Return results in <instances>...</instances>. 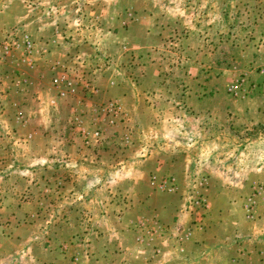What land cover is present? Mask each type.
Here are the masks:
<instances>
[{
    "label": "rangeland",
    "instance_id": "rangeland-1",
    "mask_svg": "<svg viewBox=\"0 0 264 264\" xmlns=\"http://www.w3.org/2000/svg\"><path fill=\"white\" fill-rule=\"evenodd\" d=\"M247 98L264 112V0H0V258L185 264L170 245L223 241L242 198L264 196V120L218 127L208 104ZM171 109L182 139L161 134ZM194 194L208 203L189 209L203 217L196 238L177 221Z\"/></svg>",
    "mask_w": 264,
    "mask_h": 264
},
{
    "label": "crops",
    "instance_id": "crops-1",
    "mask_svg": "<svg viewBox=\"0 0 264 264\" xmlns=\"http://www.w3.org/2000/svg\"><path fill=\"white\" fill-rule=\"evenodd\" d=\"M30 42V41H29ZM56 42V40H55ZM56 48V50H58L57 47H53V49ZM53 49H52V53H53ZM56 59V58H53ZM52 59V60H53ZM54 62H52L53 64ZM198 99H193L192 104L197 101ZM252 99L251 98H247L245 99V101H241L239 104L236 103V105L238 106V109H233L232 102H226V104H224V106H218L216 99H213L209 102L208 104V108H210L209 113L211 114L210 119H212V123L216 126H221V121H230V123L232 124V126L229 127H245L246 125H250V124H257L259 122H262V120H264V112H262V110H259L260 107L263 106V104H253L252 103ZM264 101V98H258L256 99L254 102H262ZM133 107H140V110L142 108L147 109V111L154 113V116H158V112H154V110H149L152 107L149 106L148 104L144 105V104H136L135 102L132 104ZM229 105V108L228 106ZM224 107V108H223ZM134 110V109H133ZM134 112V111H133ZM147 112V113H148ZM131 115L133 114L132 112L130 113ZM179 111H177V109H171L170 113L165 112L163 115H160L161 118V124L167 125L166 126V130H164L163 132H161V134H181L180 139L183 138L184 134L180 129L176 128V132H171L172 128H170V125L173 126V124H178L179 123ZM153 120V119H151ZM152 126V124H150ZM230 125V124H229ZM154 131V132H152ZM214 134H225L224 132H222L221 130H215L213 131ZM228 135L230 134L229 131ZM226 132V134H227ZM240 132V131H239ZM135 134V133H134ZM147 134V133H146ZM148 134H150V139H154L159 137L160 135H158V132L156 130H150L148 131ZM192 134H195V132H193ZM213 134V133H211ZM177 138V139H178ZM176 145L177 142L175 141ZM166 148H161L163 150L158 151V150H152L151 153L153 152V155L158 156H165L168 152H171V149H169L167 146H165ZM162 162V160H161ZM163 166V165H162ZM161 165L158 164L156 165V169H161L162 167ZM182 168V166H181ZM172 171H178L180 168L177 167L176 165L172 168ZM261 174H262V178H264V165H262V170H261ZM179 179V178H178ZM158 180V179H157ZM157 180H150V184L152 186H157L158 181ZM161 181V179L159 180ZM180 181V180H179ZM252 201H256V197H252L251 195H248L247 198H242L241 200V226L239 228H235L234 226H232L230 229L227 228V232L224 236V240L223 241H216L213 244H208V245H202L200 243H195V240H198V237L196 238V234L200 233L201 231V221L203 219V217H201V215H197L196 213H193V215L191 216L192 212H194V210H189L191 208H189L187 205L188 210L186 209L184 213L182 214H178L179 215L177 217V221L180 223V221H182L183 223H185V228L189 225V221L191 220V222L193 223V228H192V232H193V237H195L196 239L194 241H191V245L189 244L188 246L185 247V245H179L177 244L176 246L174 244L170 245V249H172L174 252H172V256H180V257H185L188 256L185 260H183V263L185 264H264V196L262 198L258 199V204H256V202H254V206L252 207V211H253V217L252 218H248L247 217V210H248V206ZM225 217L228 218L229 214H225ZM146 219H148V217H145ZM177 224V223H176ZM131 225V224H130ZM234 225V224H233ZM174 228V227H173ZM184 228V227H183ZM196 229V230H195ZM185 229H183L181 231L180 234V238H182L183 234H184ZM39 232V231H37ZM165 233L163 232V236L162 239L165 238ZM2 233L0 231V240L4 242V238L5 236H1ZM105 236V234H104ZM100 239L97 242H101L103 241V236L98 238ZM194 239V238H193ZM192 239V240H193ZM73 242L74 244L75 241L71 238L70 243ZM72 243V247H75L76 245H73ZM93 243V241H92ZM189 243V242H188ZM187 243V244H188ZM1 246V244H0ZM70 248V249H71ZM218 249L222 250V253L218 255V253L216 252ZM194 251V254L192 253V255H188L185 254L188 251ZM202 250H208L209 251V255L208 256H200V251ZM1 252V250H0ZM18 253V252H17ZM3 257L0 258V262H3V258H7L8 255H5L4 253H1ZM200 256V257H199ZM154 259V258H153ZM170 259V258H169ZM152 260V259H150ZM149 261V260H147ZM146 264H156V263H147ZM169 260H167L165 263L166 264H174L173 262H168ZM5 262V261H4ZM2 263V264H6V263ZM164 263V264H165Z\"/></svg>",
    "mask_w": 264,
    "mask_h": 264
},
{
    "label": "built area",
    "instance_id": "built-area-1",
    "mask_svg": "<svg viewBox=\"0 0 264 264\" xmlns=\"http://www.w3.org/2000/svg\"><path fill=\"white\" fill-rule=\"evenodd\" d=\"M29 43V41H27ZM65 80L66 77L61 75V76H57L53 79V83L56 84V85H59L61 83H65L66 85H68V82H66ZM242 81L243 79H241V82H237V83H232L228 86V91L233 94V95H239L241 90H240V86L242 84ZM62 95L64 93H61ZM121 112V106L118 105V103H115V102H110L108 103L105 108H104V113L105 114H108L109 116H112L111 119H113L117 114H119ZM113 121V120H112ZM99 131L98 130H93L92 132L88 131V130H83V134H96V136L98 135ZM164 182V181H163ZM163 184V183H162ZM165 184H163L162 187H164ZM173 184H169L168 185V190L169 191H172L174 187H171ZM203 185H206V182H204L203 180H199L195 186H203ZM190 202V205H189V208L191 209H203V208H207V201H206V198L203 197L201 194H197L195 196L192 195V197L190 198L189 200ZM249 208L247 210V217L248 218H252L253 217V211H252V207L254 206V201H252L249 205H247Z\"/></svg>",
    "mask_w": 264,
    "mask_h": 264
}]
</instances>
